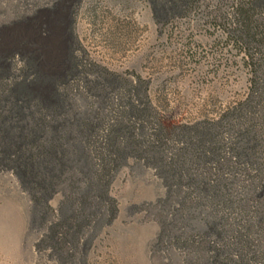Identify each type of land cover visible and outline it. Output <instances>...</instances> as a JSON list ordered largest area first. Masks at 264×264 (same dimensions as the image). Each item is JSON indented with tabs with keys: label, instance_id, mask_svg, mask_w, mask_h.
I'll use <instances>...</instances> for the list:
<instances>
[{
	"label": "rangeland",
	"instance_id": "374dc122",
	"mask_svg": "<svg viewBox=\"0 0 264 264\" xmlns=\"http://www.w3.org/2000/svg\"><path fill=\"white\" fill-rule=\"evenodd\" d=\"M231 4L165 18L148 0H0V78L25 58L31 92L63 91L158 149L111 169L100 202L72 171L52 192L32 183L1 122L0 264H264V63L235 41ZM204 131L217 150L190 159Z\"/></svg>",
	"mask_w": 264,
	"mask_h": 264
},
{
	"label": "bare ground",
	"instance_id": "6f19581e",
	"mask_svg": "<svg viewBox=\"0 0 264 264\" xmlns=\"http://www.w3.org/2000/svg\"><path fill=\"white\" fill-rule=\"evenodd\" d=\"M148 1L152 9L163 13L165 18L184 16L198 2V0ZM231 12L234 30L238 32L235 41H239L241 47H245L244 55L255 49L252 54H257V62L264 63V49L261 50L264 48V0H232ZM20 62L21 65L15 69L16 73L0 78V123L5 122L12 127V137L18 140L17 154L23 157L24 153L28 154L26 160L33 164L32 168H35L31 174L32 183L39 184L43 189L52 192L55 183L61 181L65 177L64 174L69 175L72 171L83 176V184L89 192L100 202H104L107 200L110 171L120 161L129 156L148 160L149 155L158 154L155 144H151L146 149L145 142L138 138L134 132L135 127L127 120L123 122L120 119H111L103 124L94 110L89 109L90 111L82 112L83 114L72 111L68 96L63 91L55 90L48 99L31 92L29 90L31 82L26 78L25 73L27 64L25 58ZM65 84L66 82H57V86ZM254 87L256 88V81L253 80L251 88ZM257 97L260 99V95ZM130 107L136 109L131 103H129ZM205 131L201 132L202 136L199 139L196 138L198 140L190 143L191 146L187 144L183 149V153L193 155L194 158L190 159L201 160L206 157L208 149L217 150L216 147L214 148L215 134L212 135V139H207V136H211ZM4 135L7 133L5 132ZM98 141L102 145H99ZM41 161H44L46 170L43 175L39 174L38 170V163ZM175 161L168 162L171 182L175 176H179V172L172 169L176 165L177 161ZM69 180L72 183V179ZM69 187L77 191L75 197H70L69 201L79 205L87 202L88 193L79 192V188L74 184Z\"/></svg>",
	"mask_w": 264,
	"mask_h": 264
}]
</instances>
